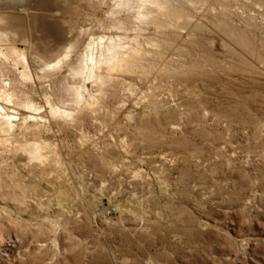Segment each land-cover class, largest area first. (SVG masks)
I'll list each match as a JSON object with an SVG mask.
<instances>
[{"label": "rangeland", "instance_id": "374dc122", "mask_svg": "<svg viewBox=\"0 0 264 264\" xmlns=\"http://www.w3.org/2000/svg\"><path fill=\"white\" fill-rule=\"evenodd\" d=\"M126 1L0 0V264H264V0Z\"/></svg>", "mask_w": 264, "mask_h": 264}, {"label": "bare ground", "instance_id": "6f19581e", "mask_svg": "<svg viewBox=\"0 0 264 264\" xmlns=\"http://www.w3.org/2000/svg\"><path fill=\"white\" fill-rule=\"evenodd\" d=\"M167 1L168 0H141L140 2H141L142 6H140V8L137 9V18H139L140 21L142 20L145 22H150V21L154 22V23H156V25L158 24V26H159V24H161L160 21L158 20L159 16H157L156 14L150 15L149 12L141 10V8L146 3H148V4L152 5L153 7H155L157 10V14H160L161 16L162 15H164L166 17H168L170 15L175 16L177 14V11L170 10V8H167V6H168V5H166ZM126 2H128V0ZM176 17H177V15H176ZM2 20L4 21L5 18L2 17ZM114 37L108 36V37L104 38V40L101 36L97 37V38H93L91 40L90 48L88 49L87 53L80 58L77 66L74 68L75 73L77 75H80V76L82 74H85V75H87V77H90V78L93 77L95 79L97 78V79L103 81L105 78H109V76L114 71L131 70V69L141 65L142 63H140V58H143V56L145 54L144 51L140 50L137 46H135V47L134 46H125L124 47L122 45V42H121V37H119V36L116 38H114ZM0 54H2L1 50H0ZM58 62H59V60L57 62H55L54 64L47 65V67L48 68L54 67ZM102 67H104V69H105V74L99 73V70ZM28 74H29L28 71L24 68V70L22 71L23 77H27ZM101 74H103V75H101ZM78 94L80 95V93H78ZM6 96L7 95L4 96V99L6 102H9V103L13 102L11 100L10 96H8V97H6ZM1 109L2 108L0 106V118L2 119L4 112L2 113ZM49 109H50L49 110L50 113H52V114L59 113V112H64V113L66 112L68 115L71 114V113H68L67 110H65V109L61 111L60 109H58L56 107H51V106ZM9 118L10 117H6V116L4 117V119L7 123L11 122V121L9 122Z\"/></svg>", "mask_w": 264, "mask_h": 264}]
</instances>
